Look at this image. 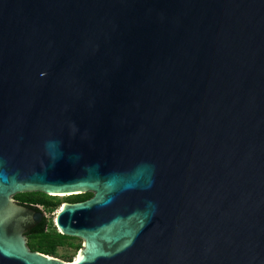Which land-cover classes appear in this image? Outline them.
<instances>
[{
    "label": "water",
    "instance_id": "1",
    "mask_svg": "<svg viewBox=\"0 0 264 264\" xmlns=\"http://www.w3.org/2000/svg\"><path fill=\"white\" fill-rule=\"evenodd\" d=\"M0 264H264V0H0Z\"/></svg>",
    "mask_w": 264,
    "mask_h": 264
},
{
    "label": "trees",
    "instance_id": "2",
    "mask_svg": "<svg viewBox=\"0 0 264 264\" xmlns=\"http://www.w3.org/2000/svg\"><path fill=\"white\" fill-rule=\"evenodd\" d=\"M93 196V193H83L78 195L67 196L65 202L84 201ZM18 197L26 198L30 202L43 206V211L53 212L63 204V200L58 196H50L42 192H29L18 194ZM40 210L39 208H36ZM76 238L63 235L59 232L53 221L47 222L44 220L36 226L34 232L29 237V244L32 249L42 252L47 255L58 257L64 261L72 262L73 254H60L59 248L68 246L70 248H82L81 243L75 244L72 242Z\"/></svg>",
    "mask_w": 264,
    "mask_h": 264
},
{
    "label": "rangeland",
    "instance_id": "3",
    "mask_svg": "<svg viewBox=\"0 0 264 264\" xmlns=\"http://www.w3.org/2000/svg\"><path fill=\"white\" fill-rule=\"evenodd\" d=\"M60 199H62L63 201H65L67 195H59L58 196ZM63 206V204L60 206L59 209H61V207ZM58 210H55L53 212L50 211H46L47 212V217L49 218L50 221H53V223L55 224L56 221V214ZM72 242H74L75 244H79L81 243V245L83 246V241H81L80 239L76 238L74 240H72ZM81 248H70L68 246H62L59 248V253L62 254H73L74 255V259L73 261H75L76 257L78 256L79 252H80ZM61 259V258H60ZM63 260V259H62ZM72 261V262H73Z\"/></svg>",
    "mask_w": 264,
    "mask_h": 264
},
{
    "label": "flooded vegetation",
    "instance_id": "4",
    "mask_svg": "<svg viewBox=\"0 0 264 264\" xmlns=\"http://www.w3.org/2000/svg\"><path fill=\"white\" fill-rule=\"evenodd\" d=\"M14 200H15V202L18 204V205H21V206H24V207H27V208H39L40 210H42L43 211V206H41V205H36V204H34V203H32V202H30V200H28V199H26V198H21V197H18V194L14 197ZM65 203V201L63 202V204ZM60 208V207H59ZM58 211L60 210V209H57ZM57 211V212H58ZM45 212V217L43 218V220L40 222V223H42L44 220H46L47 222H49L50 220H49V218L47 217V212L46 211H44ZM56 216H57V214H56ZM40 223H38L37 225H39ZM36 225V226H37ZM36 226H34L32 229H29L28 231H26L25 232V236H26V238H27V244H28V246H29V248L32 250V251H36V250H34V249H32V247L30 246V244H29V237H30V235L34 232V229L36 228ZM56 226V225H55ZM82 241V240H81Z\"/></svg>",
    "mask_w": 264,
    "mask_h": 264
},
{
    "label": "bare ground",
    "instance_id": "5",
    "mask_svg": "<svg viewBox=\"0 0 264 264\" xmlns=\"http://www.w3.org/2000/svg\"><path fill=\"white\" fill-rule=\"evenodd\" d=\"M79 254H80V253H79ZM79 254H78V256L76 257L75 261H78V260H79Z\"/></svg>",
    "mask_w": 264,
    "mask_h": 264
}]
</instances>
